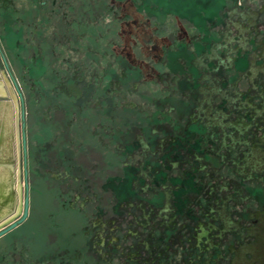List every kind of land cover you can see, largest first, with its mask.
<instances>
[{"label": "flooded vegetation", "instance_id": "obj_1", "mask_svg": "<svg viewBox=\"0 0 264 264\" xmlns=\"http://www.w3.org/2000/svg\"><path fill=\"white\" fill-rule=\"evenodd\" d=\"M0 83V264H264V0H0Z\"/></svg>", "mask_w": 264, "mask_h": 264}, {"label": "bare ground", "instance_id": "obj_2", "mask_svg": "<svg viewBox=\"0 0 264 264\" xmlns=\"http://www.w3.org/2000/svg\"><path fill=\"white\" fill-rule=\"evenodd\" d=\"M0 83V93L5 94ZM14 131L13 104L10 101H0V213L11 207L13 192L12 182H15L14 166ZM14 185V183H13Z\"/></svg>", "mask_w": 264, "mask_h": 264}, {"label": "rangeland", "instance_id": "obj_3", "mask_svg": "<svg viewBox=\"0 0 264 264\" xmlns=\"http://www.w3.org/2000/svg\"><path fill=\"white\" fill-rule=\"evenodd\" d=\"M7 93H8V90H7ZM5 94H6V92H5ZM4 93H0V95H5ZM0 101H11V102H14L12 99H10V98H1L0 99ZM14 104H15V102H14ZM34 182H30V201H31V204H32V202H35V201H37V195L34 193ZM41 199V201H42V199H44V198H40ZM39 199V200H40Z\"/></svg>", "mask_w": 264, "mask_h": 264}]
</instances>
